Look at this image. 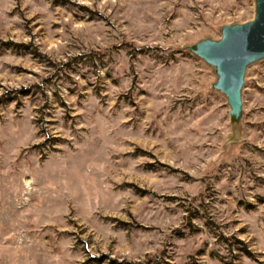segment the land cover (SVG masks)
<instances>
[{
    "label": "rangeland",
    "instance_id": "1",
    "mask_svg": "<svg viewBox=\"0 0 264 264\" xmlns=\"http://www.w3.org/2000/svg\"><path fill=\"white\" fill-rule=\"evenodd\" d=\"M255 0H0V264H264V58L241 110L194 49Z\"/></svg>",
    "mask_w": 264,
    "mask_h": 264
},
{
    "label": "water",
    "instance_id": "2",
    "mask_svg": "<svg viewBox=\"0 0 264 264\" xmlns=\"http://www.w3.org/2000/svg\"><path fill=\"white\" fill-rule=\"evenodd\" d=\"M194 53L215 68V89L225 95L231 113L238 116L245 70L264 58V0H255L250 22L223 27L219 41L200 42Z\"/></svg>",
    "mask_w": 264,
    "mask_h": 264
}]
</instances>
